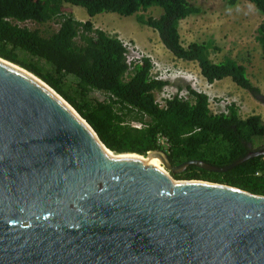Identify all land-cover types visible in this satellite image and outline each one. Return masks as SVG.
Wrapping results in <instances>:
<instances>
[{
  "label": "water",
  "instance_id": "obj_1",
  "mask_svg": "<svg viewBox=\"0 0 264 264\" xmlns=\"http://www.w3.org/2000/svg\"><path fill=\"white\" fill-rule=\"evenodd\" d=\"M260 155L216 167L112 153L54 89L0 57V264H264V195L171 175Z\"/></svg>",
  "mask_w": 264,
  "mask_h": 264
},
{
  "label": "trees",
  "instance_id": "obj_2",
  "mask_svg": "<svg viewBox=\"0 0 264 264\" xmlns=\"http://www.w3.org/2000/svg\"><path fill=\"white\" fill-rule=\"evenodd\" d=\"M233 6L239 0H223ZM263 16L256 41L264 50V0H247ZM83 7L88 19L62 12L63 4ZM151 6L162 9L159 17L145 14ZM102 12L135 16L150 27L163 47L175 58L197 64L208 82L229 77L239 88L264 103L260 89L250 80L246 66L230 56L215 61L220 47L212 38L184 44L180 22L200 12L190 0H0V57L36 75L86 120L113 153L146 156L163 150L173 166L199 160L216 167L244 157L264 139L259 114L241 117L235 103L221 112L210 108L206 93L189 83L158 79L147 56L127 62V48L116 34L95 27L93 17ZM55 21V29L42 28ZM28 23L38 26L31 27ZM186 80V79H185ZM185 90L157 102L166 86ZM165 137L168 146L158 143ZM264 155L251 157L223 172L194 164L171 175L176 179H201L231 185L264 195Z\"/></svg>",
  "mask_w": 264,
  "mask_h": 264
},
{
  "label": "rangeland",
  "instance_id": "obj_3",
  "mask_svg": "<svg viewBox=\"0 0 264 264\" xmlns=\"http://www.w3.org/2000/svg\"><path fill=\"white\" fill-rule=\"evenodd\" d=\"M190 1L200 8V12L180 22L179 30L183 43L187 44L191 41H204L212 38L221 49L219 53L212 54V58L219 61L226 55L244 64L250 80L264 96V50L255 39L256 29L263 16L247 0H239L233 6L226 5L223 0ZM62 12L80 20L88 19L85 9L80 6L64 3ZM161 13L162 9L160 7L151 6L145 14L159 17ZM92 21L95 27L116 34L123 41L130 42L139 52L151 55L154 61L172 66L170 60L165 57L166 50L161 44L157 33L150 27L138 23L134 15L120 16L113 12H102L95 15ZM28 25L31 27L38 26L35 23H28ZM57 26L53 20L41 27L55 29ZM174 68L187 74L183 68ZM189 68L192 69V72L194 70V73L190 71L188 73L196 75L197 78L200 77L195 65L190 64ZM201 79L204 84V79ZM173 81L175 83L178 81L188 83L184 78H176ZM230 83L231 79L229 77L221 79L212 87L213 94L211 95L235 99V105L241 117L259 114L264 121V103L238 86L230 88ZM159 95L160 93L156 97L158 98ZM211 105V108H213L214 104L211 103ZM255 144L256 147H264V139L262 143L259 140ZM158 164L164 168L161 163Z\"/></svg>",
  "mask_w": 264,
  "mask_h": 264
},
{
  "label": "built area",
  "instance_id": "obj_4",
  "mask_svg": "<svg viewBox=\"0 0 264 264\" xmlns=\"http://www.w3.org/2000/svg\"><path fill=\"white\" fill-rule=\"evenodd\" d=\"M122 40V39H121ZM123 41V40H122ZM124 46L127 48V62H139L142 56H147L151 59L153 63V68H152V74L156 76L158 79H164V80H174L176 78H184L188 81L190 86L200 92H204L208 95L209 97V102H210V108H211V103L214 104L213 108H211L215 113L216 112H221L225 109L226 105H229L230 103H235V99H231L230 97H217L216 95H211L208 93V89L210 88V85L208 82L205 81L203 84L202 79L199 77L197 78L196 75L190 74V73H182L181 70L175 69L174 67L170 65H163L160 64L159 62L154 61V59L151 57L149 54H144L143 52H139L136 50L134 46L130 42L123 41ZM178 93V96H185L186 91L181 90L177 91V88L173 85L166 86L161 92L159 97L157 98V102L160 105L164 104V100L167 98L173 97L175 94ZM158 143L162 146H168L167 139L165 137H159ZM255 176H264V167L262 170H259L255 172Z\"/></svg>",
  "mask_w": 264,
  "mask_h": 264
},
{
  "label": "crops",
  "instance_id": "obj_5",
  "mask_svg": "<svg viewBox=\"0 0 264 264\" xmlns=\"http://www.w3.org/2000/svg\"><path fill=\"white\" fill-rule=\"evenodd\" d=\"M83 20V19H82ZM180 31V30H179ZM213 40V39H212ZM166 50V49H165ZM165 57H167L169 60H170V62H171V64H172V66H174V67H177V68H180V69H184L185 70V72H192V69H190L189 68V65L191 64V65H195L196 67H197V72L199 73V75H200V78H203L202 76H201V74H200V70H199V68H198V66H197V64L196 63H194V62H188V61H182V60H179V59H175L167 50H166V55H165ZM183 70V71H184ZM192 73H194V70H193V72ZM191 73V74H192ZM204 79V78H203ZM204 81H206L205 79H204ZM220 81V80H219ZM219 81H214V82H212V83H208L209 85H210V88L208 89V93L209 94H213V90H212V87H214L215 85H216V83L217 82H219ZM207 82V81H206ZM236 85H235V83H233L232 81H231V83H230V88H234ZM231 91V90H230Z\"/></svg>",
  "mask_w": 264,
  "mask_h": 264
},
{
  "label": "bare ground",
  "instance_id": "obj_6",
  "mask_svg": "<svg viewBox=\"0 0 264 264\" xmlns=\"http://www.w3.org/2000/svg\"><path fill=\"white\" fill-rule=\"evenodd\" d=\"M131 155H133V154H131ZM148 163H150L151 165L156 166L158 168H162L159 166L158 163H160V161L157 158H152L151 160L148 161Z\"/></svg>",
  "mask_w": 264,
  "mask_h": 264
}]
</instances>
